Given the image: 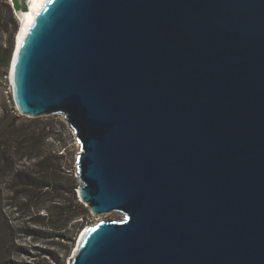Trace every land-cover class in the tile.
I'll list each match as a JSON object with an SVG mask.
<instances>
[{
  "label": "water",
  "instance_id": "obj_1",
  "mask_svg": "<svg viewBox=\"0 0 264 264\" xmlns=\"http://www.w3.org/2000/svg\"><path fill=\"white\" fill-rule=\"evenodd\" d=\"M12 84L72 130L79 201L124 216L69 264H264V0H48Z\"/></svg>",
  "mask_w": 264,
  "mask_h": 264
},
{
  "label": "trees",
  "instance_id": "obj_2",
  "mask_svg": "<svg viewBox=\"0 0 264 264\" xmlns=\"http://www.w3.org/2000/svg\"><path fill=\"white\" fill-rule=\"evenodd\" d=\"M5 13L12 7L0 0V25ZM15 34L0 49L7 68ZM32 123L20 125L0 108V264H67L90 211L79 201L78 180L64 176L61 158L48 149L49 126ZM21 238L44 246H23Z\"/></svg>",
  "mask_w": 264,
  "mask_h": 264
},
{
  "label": "rangeland",
  "instance_id": "obj_3",
  "mask_svg": "<svg viewBox=\"0 0 264 264\" xmlns=\"http://www.w3.org/2000/svg\"><path fill=\"white\" fill-rule=\"evenodd\" d=\"M8 3L10 4L9 1ZM16 26L18 27V32L15 34ZM20 26H21V22L13 9H12V14L5 13V21L0 25V49L6 50L10 48L13 36L15 34V39H14V52H15L16 40ZM12 63H13V58L9 68H7L5 66L4 60H1L0 62V108L2 112L4 111V113L10 120L14 118L18 119V124L20 125L29 126L32 125L33 124L32 122L34 121L49 126L52 137L51 139L48 140L47 143L48 149L54 154H57L61 158L60 165L62 168V172L64 173V176L67 179L73 178L78 180L76 161L80 153V144L76 140L72 130L68 126L67 128L63 127V123H65L63 116L53 115V116H45V117L31 119L26 117L25 115H22L19 112L14 102V95H13L14 90L12 84ZM78 184L79 185H78L77 193L81 185L79 180H78ZM123 219L124 216L116 212L104 214L100 216L93 215L90 212V214L86 218V220H88L87 226H91L99 222H114V221H121ZM19 243L27 247H30L32 245H36L39 247L44 246L42 243L34 244L30 239L27 238H21L19 240ZM76 246L77 243L72 250L70 258L74 255ZM70 258L68 259L67 264H69Z\"/></svg>",
  "mask_w": 264,
  "mask_h": 264
},
{
  "label": "bare ground",
  "instance_id": "obj_4",
  "mask_svg": "<svg viewBox=\"0 0 264 264\" xmlns=\"http://www.w3.org/2000/svg\"><path fill=\"white\" fill-rule=\"evenodd\" d=\"M47 1L48 0H28V10L19 15L21 26L16 40V48H20L22 45L26 34Z\"/></svg>",
  "mask_w": 264,
  "mask_h": 264
}]
</instances>
